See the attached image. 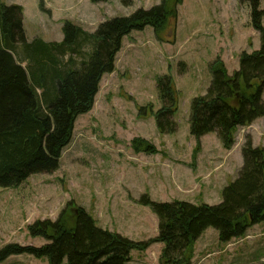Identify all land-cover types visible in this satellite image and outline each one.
Segmentation results:
<instances>
[{"label":"rangeland","instance_id":"1","mask_svg":"<svg viewBox=\"0 0 264 264\" xmlns=\"http://www.w3.org/2000/svg\"><path fill=\"white\" fill-rule=\"evenodd\" d=\"M1 1L23 8L29 40L40 37L56 42L63 40L67 21L95 32L106 19L160 2ZM260 45V33L251 25L250 5L240 0H183L177 16L169 18L161 33L148 25L125 36L115 69L104 74L93 108L75 122L60 167L51 173H34L17 187L0 186V248L13 242L46 243L45 238L32 236L28 225L37 219H57L71 200L85 207L98 226L137 241L158 234L157 215L141 202L143 195L157 201L220 203L223 188L243 164L245 141L264 146V116L239 127L235 144L227 149L215 132L199 140L191 134V101L206 93L214 60L220 57L232 74L239 68L242 52H252ZM89 46H83L82 52ZM68 56L77 62L83 58L78 52ZM166 73L172 75L178 90V127L161 133L151 108L154 112L161 107L157 78ZM135 137L149 140L158 151H136ZM162 248L163 243L155 242L144 250L133 249L129 264H161ZM0 264L49 262L24 253ZM192 264H264V222L228 242L220 241L218 230L209 227L195 243Z\"/></svg>","mask_w":264,"mask_h":264},{"label":"trees","instance_id":"2","mask_svg":"<svg viewBox=\"0 0 264 264\" xmlns=\"http://www.w3.org/2000/svg\"><path fill=\"white\" fill-rule=\"evenodd\" d=\"M183 0H160L129 15L115 16L88 32L71 22L63 25L60 42L40 37L29 40L20 5L0 0V186L17 187L34 173H51L60 167L64 149L73 138L79 115L91 111L100 82L115 69L116 55L125 36L151 25L161 33L170 17H176ZM251 8V25L260 33L258 49L240 55L232 74L218 57L210 69L212 80L205 94L193 97L190 132L198 140L215 132L230 149L239 127L264 116V9L261 0H240ZM126 2H129L126 0ZM131 4V2H130ZM43 7V2H40ZM90 45L82 52L83 46ZM81 53L77 62L70 53ZM161 107L153 112L161 133L178 127V90L170 73L159 75ZM151 107V105H150ZM142 110L144 108H141ZM132 145L138 152L156 153L143 137ZM243 164L222 190L218 204L185 200L157 201L143 195L158 218V234L137 241L98 226L83 206L71 200L57 219H37L28 225L32 236L47 240L42 245L7 243L0 248V263L12 255L46 258L49 264H129L133 249L144 250L163 243L161 264H192L196 241L209 227L228 242L264 222V146L251 139L242 146Z\"/></svg>","mask_w":264,"mask_h":264}]
</instances>
